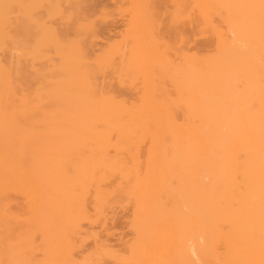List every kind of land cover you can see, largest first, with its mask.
Here are the masks:
<instances>
[{
    "label": "bare ground",
    "instance_id": "obj_1",
    "mask_svg": "<svg viewBox=\"0 0 264 264\" xmlns=\"http://www.w3.org/2000/svg\"><path fill=\"white\" fill-rule=\"evenodd\" d=\"M96 1L0 0V264H264V0H177L211 50L178 51L171 91L163 0L99 53ZM119 207L118 251L94 231Z\"/></svg>",
    "mask_w": 264,
    "mask_h": 264
},
{
    "label": "rangeland",
    "instance_id": "obj_2",
    "mask_svg": "<svg viewBox=\"0 0 264 264\" xmlns=\"http://www.w3.org/2000/svg\"><path fill=\"white\" fill-rule=\"evenodd\" d=\"M163 1H161V3L158 4V6L156 7L157 10L155 9L156 12H157V14L159 15L158 18L161 17V18H159L160 20L158 19V23H157L158 26L157 27H159L158 28L159 30L156 29L157 32L155 31V35L161 29L162 30L160 31V33H158V37H160L161 39H159L158 37H156L157 35L154 38L157 39L158 41L160 40V44L163 47L162 48L163 49V51H162L163 53H161V58H162V61L163 62L160 60V68H161L160 73H161V75H160V73L157 75V78L158 77L160 78V79L159 78L157 79V84H160L161 86L166 85L169 88V90L171 91L173 89L172 86L174 85V83L170 79L171 78V74H172V71L170 73V70H171V68L173 66L179 64V63H177V62H179V60H178L179 57L177 58L178 54L183 53V54H180V57H181V55H189V54L192 55L193 53H195L194 51H197L198 50V48L200 50H202V51L203 50L204 51H209V50H211V42H210V37L209 36L196 37L193 34V31L191 30L192 29V26L189 23L192 20L191 19V16H193V14L191 13L192 12L191 9H188L189 7H186L187 9H185V10L187 12L185 11V13H183L184 14L183 15L182 13L181 14L177 13L178 12L177 9H176V5L177 4H175L177 0H163ZM96 2H97V4H96ZM96 2H94V4H92L90 6L91 9L89 8L88 11H89V14L92 16V19L97 24V29L99 31V35H98V37L95 40L96 43H95V46H94L95 47V52L96 53H99L100 51H102L103 48L105 49L106 46H108L110 44H113V43L120 42L122 40V37L126 34L127 29H128L129 20L131 19L132 15H133V11L131 10L132 9V6H133V0H130V1L129 0H97ZM94 9H96V10H94ZM173 13H175V14H173ZM57 18H59V17H53L54 21H53L52 18L47 19V21H49L51 24L54 22L55 24L54 23L53 24L56 25L57 22H60L61 23V20L59 21V19H57ZM162 20H163V22H160ZM169 24L172 27L175 25L174 26L175 29L173 28V30H172L173 33L172 34L169 33V30L167 31V29H166V28L170 27ZM166 25H168V27ZM176 26H180V27H178V29L181 28V30H183L182 28H184V30L182 31L183 37H182V35L180 36V38L182 37L181 39L178 38L179 37L178 34L175 35V33H176L175 31L177 29ZM184 32H186V33H184ZM176 36H178V37H176ZM184 36H186V38H184ZM194 37H196V39ZM182 39H184L185 42L187 40L186 44L184 43V41ZM167 46H168V48H167ZM186 47L189 48V49H187ZM167 49H169V50H167ZM182 50H185V51L182 52ZM165 70H167V72ZM163 72H164V74H162ZM163 75L165 77H163ZM141 77L144 78L143 75L142 76L140 75V78L138 76L137 80L133 81L135 83L132 82V85L138 86L136 84H139L138 87H140L141 85H143L144 84V79L142 80ZM169 79H170V81H169ZM115 81L116 80L113 79L112 80V84H113V82L115 83ZM171 82H172V84H170ZM116 83H117V81H116ZM127 88H129L127 85L126 86H121V88L118 87L117 91H119L118 93L122 97L124 96L125 99H127V98H129V99L133 98L134 99V94H133L134 91L133 90L131 91L130 88L128 90ZM132 95H133V97H132ZM129 212H130V210H129L128 207H126V208L125 207H123V208L122 207L116 208V212L114 214L112 213L111 215H109L110 216L109 218L111 220L108 218L109 221H107L106 224H108V225L107 226L105 225L106 227L105 226L99 227L98 225H94L93 228H91V226H89L88 224H85L84 225L85 228L83 227L84 228L83 230L84 231L85 230L86 231H90V229H93V231H94V230L98 229V230L94 231V233H97L98 234V237L99 236L100 237L102 236L101 239L103 238L102 240H104L105 243L107 242V244L110 247H112L115 250L118 249V251H119L120 249H123L122 248L123 247L122 244L124 245L125 241L126 240L128 241L130 239V237H131L130 229L128 227V223L130 221V219H129L130 218L129 217V215H130ZM114 215H116V217ZM94 227L95 228L97 227V228L95 229ZM107 227H108V229H107ZM103 228L106 231H104ZM100 229H102V230H100ZM103 232H105V233H103ZM109 232L111 234H109ZM92 240H93L92 238H89L88 241L86 240L85 241L86 243L83 244L84 246L82 245L83 247L81 246V249H78V251H76V253H78L79 255H82L83 252H87L88 253L89 251H92L93 250V247H94V244H93L94 242H92ZM79 251H82V252L79 253ZM78 257H80V256H78ZM111 262H109L107 260L106 262L104 261L101 264H112Z\"/></svg>",
    "mask_w": 264,
    "mask_h": 264
}]
</instances>
